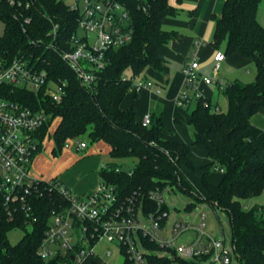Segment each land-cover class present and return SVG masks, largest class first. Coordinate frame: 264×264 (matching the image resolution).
Segmentation results:
<instances>
[{"label": "trees", "instance_id": "trees-1", "mask_svg": "<svg viewBox=\"0 0 264 264\" xmlns=\"http://www.w3.org/2000/svg\"><path fill=\"white\" fill-rule=\"evenodd\" d=\"M9 1L0 0V21L4 26L0 55L13 56L23 50L40 56V63L50 76L65 82L62 101L42 106L51 119H58L53 154L58 155L68 139L86 137L90 143H106L112 161L100 169L99 176L101 182L114 186L121 198L138 193L143 195L147 207L154 209L148 192L176 187L194 203L206 202L227 214L231 246L239 264H264V210L258 206L245 209L242 205L264 191V132L256 137L247 134L250 118L264 109V20L262 24L257 20L262 0H225L221 16L213 18V48L224 44L225 57L238 54L252 61L256 73L251 83L233 81L225 85L221 90L227 102L224 113L203 97L191 98L186 105L191 146L209 160L203 165L191 160L190 145L170 138L172 133L165 128L161 113L150 114V124L142 126V118L137 120L133 106L121 107L134 78L146 80L149 70L159 72L163 68L165 59L160 49L176 37V33L162 28L163 21L176 14L169 0H117L129 13L133 38L129 44L107 52V65L92 89L79 82L60 55L65 42L77 31L78 16L65 1L14 0L13 6ZM25 18L30 19L29 25L23 24ZM54 25L58 26V48L47 50L31 45L32 41L45 38ZM126 70L129 77L123 76ZM5 97L35 110L41 108L40 96L16 90L7 91ZM46 128L47 123L40 130L41 138ZM124 159L137 161L130 173L117 167L116 162ZM214 171L221 175L217 184L209 180ZM189 176L202 182L205 194L193 187ZM56 200L49 191L33 198L38 222L15 245L9 243L8 232L27 227L10 222L0 213V264H57V260L45 262L36 254ZM149 263L199 264L155 256L149 257Z\"/></svg>", "mask_w": 264, "mask_h": 264}, {"label": "built area", "instance_id": "built-area-1", "mask_svg": "<svg viewBox=\"0 0 264 264\" xmlns=\"http://www.w3.org/2000/svg\"><path fill=\"white\" fill-rule=\"evenodd\" d=\"M14 4V0L9 1V5ZM66 5L78 16L77 31L65 42L60 55L79 82L92 89L107 65V52L129 44L133 38L129 13L117 0H69ZM29 23L30 19L25 18L23 24ZM22 30L25 33L26 28L22 26ZM57 32L58 26L54 25L45 38L36 39L31 45L47 50L58 48ZM40 59L23 50L13 56L0 55V213L10 222L30 228L38 222L33 198L42 196L44 191L57 197L37 256L45 262L57 260V264H107L105 257H114L113 264L118 259H122V264H150V256L162 258L172 252L182 261L239 264L233 247H227L225 239L209 236L204 225L195 230L189 224L166 226L168 209H164L163 193L167 187L148 192V201L156 206L150 209L143 195L132 193L121 198L114 186L104 182L94 192L78 196L57 179L47 181L33 176L32 161L49 140L47 133L40 137V130L51 119L42 106L46 102L59 104L65 93V82L54 80ZM224 60L222 52L215 53L213 74L218 73ZM182 75L183 89L176 98L180 108H185L191 98L202 97L197 91L199 82L219 90L225 87L213 77L202 75L196 58L184 65ZM152 88L150 81H132L136 93ZM16 90L40 96L41 108L35 110L5 97L7 91ZM141 124H150L149 114L142 117ZM86 147L80 139H68L62 149L80 152ZM167 228L169 239L164 236ZM191 230L196 232L195 237L187 245L172 249L173 243ZM102 243L112 250L101 254Z\"/></svg>", "mask_w": 264, "mask_h": 264}, {"label": "crops", "instance_id": "crops-1", "mask_svg": "<svg viewBox=\"0 0 264 264\" xmlns=\"http://www.w3.org/2000/svg\"><path fill=\"white\" fill-rule=\"evenodd\" d=\"M224 3L225 0H169V5L174 8L176 14L166 18L162 28L176 33V37L160 49L165 59L163 68L159 72L149 70L146 80L153 84V88L139 92L137 97L134 95L132 103L128 102L126 105L122 103V109L133 106L137 120L145 114L161 113L165 128L172 133L170 138L179 143L192 145L193 141L186 133L189 112L176 105V98L183 89L184 65L192 58H196L202 75L213 77L225 86L233 81L244 83L241 81L242 72L244 69L248 72L247 66L253 63L238 54H233L225 57L216 75L212 72L215 53H224L225 49L224 44L219 49L212 46L215 26L213 18L221 16ZM263 12L264 9L261 11L262 16ZM258 13L259 8L257 20ZM213 86L199 82L197 91L201 96L215 95L217 99L215 105L220 109L221 104L227 109V102L221 90L217 86H214L215 93L209 90V87ZM156 90L160 93L156 94ZM261 132H264V109L258 110L250 118L247 134L256 137ZM47 142L32 161L33 176L47 181L57 179L78 196L94 192L101 182L100 169L112 161L109 157L111 150L109 145L102 141L96 143L84 141L87 147L83 154L73 149H62L58 155H54V143L51 142V146L45 148ZM190 158L196 165H203L209 161L205 154L194 146H191ZM210 182L217 184L219 181Z\"/></svg>", "mask_w": 264, "mask_h": 264}, {"label": "rangeland", "instance_id": "rangeland-1", "mask_svg": "<svg viewBox=\"0 0 264 264\" xmlns=\"http://www.w3.org/2000/svg\"><path fill=\"white\" fill-rule=\"evenodd\" d=\"M64 1L65 3L69 2V0H64ZM263 9H264V0H262L259 5L258 20L259 23L261 24L263 23L264 20V12H263V16L261 15V11ZM3 31H4V26L3 23L0 21V37L3 35ZM247 70L248 72H246V69L243 70L242 72L243 77L241 78V81H243L244 83H251L255 77L254 73H256L254 64L251 63V65L247 66ZM123 76L129 77L130 76L129 70H126ZM209 90L215 93L214 86L209 87ZM134 95H135L134 91L130 90L129 93L126 95L123 103L125 105L128 104V102L132 103L134 99ZM202 96L204 99L210 100L211 103L215 105L216 103L215 101L217 100L215 95L207 97L202 94ZM125 105H123V108ZM219 107H221L220 108L221 112L224 113L226 111L224 105L222 106L220 104ZM57 125H58V119H49L47 121V128L45 134L47 133V135L49 136L48 138L49 141L46 143L45 148H49L51 146V142L54 143L53 132L55 131ZM186 133L188 134V136H190L191 140L193 141L189 126L188 127L186 126ZM80 140L89 142V140L86 137H83ZM77 153L83 154V151ZM116 164L120 171L129 173L135 167L137 161L134 159H124V160H118ZM220 179H221V175L215 171L211 173L209 178L210 181H219ZM189 180L191 181L193 187L197 189V191H199L201 194H205L203 190L202 182L199 179L195 178L194 176H189ZM163 199L168 209L166 226L170 227L174 223L189 224L191 228L195 230L200 225H204V232H206L209 236L217 240L225 239L227 247L231 245V228H230L229 218L225 212L221 211L218 208H213L209 203L206 202L194 203L191 197H189L182 191L178 190L176 187L168 186L166 188V191L163 193ZM242 205L245 209H251L254 206H258L264 210V191L256 197L243 201ZM28 230L29 228H26V230L21 228H16L8 232L7 238L9 243L11 245L17 244L23 237L25 231ZM169 232L170 230H168L167 228V232L164 234V236L167 239L170 238ZM195 235L196 232L193 230L186 232L177 241L173 243L172 249H176L182 245H187L195 237ZM107 249L112 250L111 246L106 243H102L99 246V251L101 254H103V251ZM161 256L168 258L170 260L174 258L172 252L166 253ZM104 261H106L107 264L110 263L113 264L114 257L112 258L105 257ZM115 264H122V259H118L115 262Z\"/></svg>", "mask_w": 264, "mask_h": 264}]
</instances>
